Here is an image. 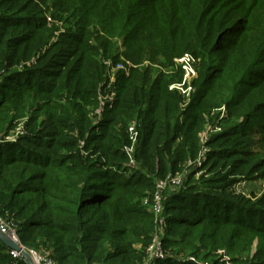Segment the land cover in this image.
Masks as SVG:
<instances>
[{"label": "trees", "instance_id": "trees-1", "mask_svg": "<svg viewBox=\"0 0 264 264\" xmlns=\"http://www.w3.org/2000/svg\"><path fill=\"white\" fill-rule=\"evenodd\" d=\"M120 55L134 66L118 73L115 106L95 123L105 62ZM185 55L198 61L192 96L171 88ZM147 61L178 69L139 67ZM221 74L238 81L239 99L210 97ZM26 115L17 143H0V215L28 249L55 264H146L157 224L145 199L205 147L199 183L190 171L178 193L162 194L170 237L156 264H264V194L232 190L264 177L244 130L264 134V0H0L2 139ZM0 264L27 263L0 239Z\"/></svg>", "mask_w": 264, "mask_h": 264}, {"label": "rangeland", "instance_id": "rangeland-1", "mask_svg": "<svg viewBox=\"0 0 264 264\" xmlns=\"http://www.w3.org/2000/svg\"><path fill=\"white\" fill-rule=\"evenodd\" d=\"M44 5L40 4V7L44 9L43 7ZM116 42V41H115ZM118 43V47L120 49V51H117L118 54H123L122 52L124 51V49H122V42L120 40H118L116 42V44ZM110 64V73L108 74V78L106 80V82L104 84H102L99 88V92L100 90H102V95L105 96L107 95L108 92L105 91V86H108V91L110 92V95L114 94V100L116 102V98H117V93H116V86L115 89L111 87V85H116L117 82V75L119 72H124L125 75H128L130 72V68H132L134 65L131 64V62L126 61V59L124 58V56L120 55L119 61L117 63H114L113 61L109 60L108 61ZM198 61L192 57L191 55H185L182 58H178L174 60V64L173 65H177L178 68H181L184 71V78H183V83L181 85L178 84H174L171 86L172 89H180L181 92L183 94H185L186 96H192L195 93V87H193V81L195 79H197L198 77V67H197ZM121 65L122 69L119 70L118 66ZM169 66V65H162V64H152L149 61L145 62L142 66H139L141 68H148L151 67L154 72H164V73H169L173 68H177V66ZM236 82L238 81H233L230 76L228 74H221L219 79H217L216 83L214 84V86L210 85L207 88V91L210 89V97L216 102V104H225L224 100H226L228 97H233L235 99H239V95L241 93V91H238L237 86H236ZM110 86V87H109ZM250 95H252V93H250ZM100 100V98H99ZM107 99H105L104 102L100 101L98 108L95 110V116L96 119H94V122L97 123V118H99V121L103 120V115L106 111V109H112L115 106V103L113 105L112 108H108L104 106V103H106ZM189 102H187L188 104ZM216 110V109H215ZM214 110V111H215ZM225 110V105H221L219 108H217L218 112H223ZM30 115H26L23 116L21 118H19L18 122H16V127L15 129L7 134L6 136L3 137L0 136V143H4V144H16L18 141V138L21 135H17L18 133H23L22 135H24L26 133V124L29 122V117ZM99 124V123H98ZM136 122H131L130 124V131L135 133L136 130ZM246 126H244L243 128H245ZM209 128V126H207L205 128V131ZM259 127H254V126H249L248 129H244L246 131H248L249 133V139L250 142H252L253 144V150L258 151L261 153V156L264 157V151L262 150L263 146H264V134L261 131H255L256 129H258ZM24 129V130H23ZM212 133V132H211ZM252 148V147H251ZM199 167L197 166H192L189 170H186L184 173V180L186 179V177L189 175L190 171L191 174L194 175V180L192 181L193 184H197L198 179L200 176L204 175L205 173L202 171H199ZM183 174V173H182ZM259 175H257L254 179L251 180H245L243 178L239 179V181L237 183H235V186H237L240 181L243 182V180H245L246 183H242L244 189L243 192L238 193V195L243 196L244 198H246L247 200H251L254 201L256 199H258L259 197H261L264 194V177L260 178L258 177ZM182 185L177 186V188L175 187H171V190H173L172 192L174 193H178L179 190L181 189ZM146 207V209L149 212L151 211V206L152 204H150L149 206L144 205ZM161 210L160 212L157 214V218L159 219V225L163 228V233H162V238L161 240L165 239V238H169L170 235L167 233L168 230H165V228L167 229L166 223L167 220L169 219L168 216L166 217V215L164 214V204L162 202L161 205ZM15 222V221H14ZM16 223V222H15ZM17 224V223H16ZM18 225V224H17ZM257 245H258V239H256L253 243L252 246V251L253 254L251 256H253L256 251H257ZM22 248L27 251L31 257L34 260L35 255L37 254L38 256V252H35L37 250L35 249H28L27 247L21 245ZM163 244L159 246V253L160 257H158L153 264H156V262H158V260L164 259L166 258V254L164 252V248L162 247ZM39 251V250H38ZM225 251L224 249L219 250L218 255H221V253ZM177 256H179L180 258H185V259H192L195 261V259H199L194 257L193 255H191L189 252H182L181 254H177ZM244 258H247L248 255L244 254L242 255ZM229 257H226V262H228L227 264H233L229 261ZM152 259L148 256V261H151ZM200 260V259H199ZM35 262V260H34ZM203 264H207L205 261L202 262ZM36 264V262H35Z\"/></svg>", "mask_w": 264, "mask_h": 264}, {"label": "built area", "instance_id": "built-area-1", "mask_svg": "<svg viewBox=\"0 0 264 264\" xmlns=\"http://www.w3.org/2000/svg\"><path fill=\"white\" fill-rule=\"evenodd\" d=\"M105 64L108 67V70H109L108 74H109L110 71H111L110 70V64H109V62H105ZM118 68L120 70V69H122V66L119 65ZM105 87H106L105 91L108 92L107 95L103 96L102 95V90H100L99 98H100V101H102V102H104L105 99H107L106 103H104V106L108 107V108H112L114 103H115L114 94L110 95V92L108 91V86H105ZM111 87L115 89V84L111 85ZM98 121H99V118H97V122ZM211 132H212V128L209 127L202 134L201 142H202L203 146L207 142L208 137L211 134ZM23 133H18L17 135H22ZM206 151H207V149L205 147H203V150H202V152L200 154V157L197 160V162L194 163V166H197V167L201 168V166L203 164V160H204V158L206 156V154H205ZM128 152L132 156L133 150H128ZM132 163H134V162L132 161ZM189 165H192V164H189ZM184 174L178 175L176 177H173L170 180L160 181L158 183V186H157V189H156L157 192L154 195L153 203H150L149 199H145V201H144V204L147 205V206L152 204V206H151V211L152 212L151 213L155 216V220H156V224H157L156 234L154 236V243L149 248V254H150L149 257L152 259L151 260L152 262L148 261L146 264H153L154 261L158 257H160V254H162V253H159V246H160V243H161V245L163 243V240H161L162 233H163V228L159 225V219L157 218V214L160 212V210L162 208L161 207L162 200H163L162 194L168 187L177 188V186L182 185V182L184 180ZM242 183H246L245 180H243V182L240 181V183L237 186H232V190L235 193H237V194L243 192L244 187H243ZM17 229H18V226L14 222V220H12L10 218H5L2 215H0V231L2 233H4V234L8 235L14 242L18 243L21 246L23 244L21 243V241L19 239V235H18V230ZM35 252H38V251H35ZM12 254L15 257H17V258H23L19 253L15 252L13 250H12ZM34 255H35L34 260H35L36 264H55V262L52 260V258L50 257L49 254L38 252V256H37V254H34Z\"/></svg>", "mask_w": 264, "mask_h": 264}, {"label": "water", "instance_id": "water-1", "mask_svg": "<svg viewBox=\"0 0 264 264\" xmlns=\"http://www.w3.org/2000/svg\"><path fill=\"white\" fill-rule=\"evenodd\" d=\"M0 239L11 250L19 253L26 261L27 264H35L31 255L25 251L18 243L14 242L8 235L0 231Z\"/></svg>", "mask_w": 264, "mask_h": 264}]
</instances>
